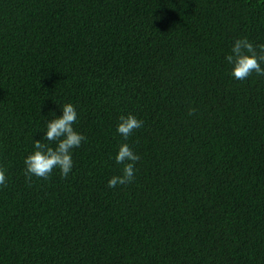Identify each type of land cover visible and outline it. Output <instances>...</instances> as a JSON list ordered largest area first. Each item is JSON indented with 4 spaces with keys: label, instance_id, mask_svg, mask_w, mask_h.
<instances>
[{
    "label": "trees",
    "instance_id": "trees-1",
    "mask_svg": "<svg viewBox=\"0 0 264 264\" xmlns=\"http://www.w3.org/2000/svg\"><path fill=\"white\" fill-rule=\"evenodd\" d=\"M245 37L264 0H0V264H264V76L225 60ZM65 103L86 141L29 183ZM123 143L135 179L109 188Z\"/></svg>",
    "mask_w": 264,
    "mask_h": 264
},
{
    "label": "clouds",
    "instance_id": "clouds-1",
    "mask_svg": "<svg viewBox=\"0 0 264 264\" xmlns=\"http://www.w3.org/2000/svg\"><path fill=\"white\" fill-rule=\"evenodd\" d=\"M225 60L231 65V75L236 80H246L253 73L264 76V67H262L264 45H254L247 37L233 42L231 54L226 55ZM62 113L47 122L43 140L35 139V150L25 158V177L29 183L33 176L48 180L56 169H59L63 179L72 172L73 149L80 147L82 142L86 141V137L73 127L78 120L75 106L72 103H65ZM119 121L117 132L125 139L144 124L131 113L127 116L121 115ZM53 144L55 146H52ZM139 159V155L127 143L121 144L115 160L123 165L122 174L112 176L108 180V187L116 188L133 182L137 171L135 164ZM6 183V170L0 167V186H6Z\"/></svg>",
    "mask_w": 264,
    "mask_h": 264
}]
</instances>
